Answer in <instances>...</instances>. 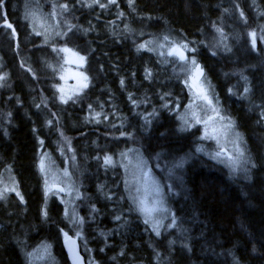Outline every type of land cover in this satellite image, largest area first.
<instances>
[{"label": "trees", "instance_id": "1", "mask_svg": "<svg viewBox=\"0 0 264 264\" xmlns=\"http://www.w3.org/2000/svg\"><path fill=\"white\" fill-rule=\"evenodd\" d=\"M32 3L58 23L53 39L30 27L24 10ZM256 6L264 11V0H0V179L14 182L0 188V264H30L43 242L57 244L69 264L62 231L87 237L99 264H264V34L232 57L219 25L239 12L250 27ZM166 32L198 44L215 99L251 160L249 177L198 152V128H181L190 92L173 64L144 47ZM64 48L86 58L89 76L67 100L59 91ZM59 146L69 164L77 153L81 162L73 218L43 190L40 155ZM129 147L170 197L176 220L159 234L128 197L121 167L105 163ZM80 247L90 264L81 238Z\"/></svg>", "mask_w": 264, "mask_h": 264}, {"label": "rangeland", "instance_id": "2", "mask_svg": "<svg viewBox=\"0 0 264 264\" xmlns=\"http://www.w3.org/2000/svg\"><path fill=\"white\" fill-rule=\"evenodd\" d=\"M40 9L34 3L28 5L24 10L25 18L37 34L44 36L47 40L53 39L60 31L59 25ZM255 10L259 15L250 25L252 30L239 12H234L220 21L219 25L222 26L226 35L223 50L230 56L235 57L239 51H247L246 38L256 40L258 32L264 34V11H260L257 6ZM197 45L179 35L166 32L147 41L144 47L159 55L164 62L173 64L174 73L186 84L190 98L186 105L179 109V121L181 128L185 131L198 128L196 150L224 165L232 174L249 177L251 160L245 151L242 137L236 129L235 121L230 116V110L224 109L215 99L212 85L196 56V51L199 49V46L196 48ZM63 53L59 91L61 98L67 100L87 89L89 76L84 56L68 48H64ZM46 67H53V65L50 62ZM175 74L173 75L176 76ZM245 93L246 88L242 87L239 94L244 97ZM110 119L108 116L101 117L100 123L107 126ZM87 124L88 120L83 123V126ZM69 126L74 127V123L70 122ZM56 141L59 142L56 138L53 145ZM84 148L83 146L81 149ZM72 155L75 156L74 149H72ZM105 160L107 165L121 167L122 177L124 176L126 180L128 197L135 204L143 221L155 233L159 234L166 230V227L174 224L176 215L172 210L165 186L139 149L132 147L121 149L116 156L108 155ZM175 163H178V159ZM80 167L78 153L77 158L69 164L61 146L57 148V151L45 150L40 155L39 168L43 175L45 195L48 201L52 199L62 205L68 218L75 216L77 211L75 207L82 196L78 186L79 182L73 177V172L79 171ZM160 171L164 177H168L172 175L173 170L160 169ZM13 185L14 182L10 176L0 179L2 189L7 187L9 190ZM58 185L63 187L64 194L55 189ZM14 195L16 199H20L18 193ZM2 197L5 199L4 195ZM70 236L77 239L79 247L80 238L83 240L84 248L90 255L88 259L90 264H99L89 247L87 237L85 239L81 234L71 235L66 231L60 233L61 241ZM29 261L30 264H62L63 255L57 244L43 242L30 251Z\"/></svg>", "mask_w": 264, "mask_h": 264}, {"label": "water", "instance_id": "3", "mask_svg": "<svg viewBox=\"0 0 264 264\" xmlns=\"http://www.w3.org/2000/svg\"><path fill=\"white\" fill-rule=\"evenodd\" d=\"M55 189L61 194H64V189L61 185L56 186ZM62 246L65 250L69 264H86V260L75 237L70 236L63 240Z\"/></svg>", "mask_w": 264, "mask_h": 264}]
</instances>
